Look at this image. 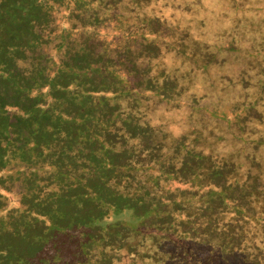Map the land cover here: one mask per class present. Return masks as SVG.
<instances>
[{"label": "trees", "instance_id": "16d2710c", "mask_svg": "<svg viewBox=\"0 0 264 264\" xmlns=\"http://www.w3.org/2000/svg\"><path fill=\"white\" fill-rule=\"evenodd\" d=\"M0 2L17 19L0 18V41L16 47L14 53L0 48V172L6 171L0 187L17 185L21 206L0 214V264H90L84 258L90 245L114 247V235L125 238L123 228L108 220L128 210L155 238L161 235L158 248L175 247L178 255L163 264H264V0L233 2L234 16L221 27L230 35L228 50L235 48L234 38L253 61L250 69L234 68L245 101L230 109V118L222 115L234 125L226 147L237 156L229 160L203 139L201 122L221 116L209 108V96L183 105L200 119L181 123L177 132L166 128V111L156 116L144 104L157 97L184 103L183 94L175 99V86L164 80V92L151 95L155 83L145 85L138 75L144 63L120 49V67H113L100 54L110 50L109 31L96 28V41L87 46L70 41L74 47L58 52L50 68L38 64L18 73L17 62L35 46L50 43L58 51L68 36L98 20L109 24L117 17L111 32L133 35L121 20L127 15L118 8L123 0H58L44 8L38 0ZM227 2H207L208 15L221 11V25ZM131 75L139 78L134 84L126 80ZM88 78L97 82L79 83ZM4 203L0 192V210ZM158 248L147 264H162Z\"/></svg>", "mask_w": 264, "mask_h": 264}, {"label": "flooded vegetation", "instance_id": "af4514ba", "mask_svg": "<svg viewBox=\"0 0 264 264\" xmlns=\"http://www.w3.org/2000/svg\"><path fill=\"white\" fill-rule=\"evenodd\" d=\"M228 1L236 3L239 0ZM123 2L124 4L120 3L118 8L124 11L126 10L127 15L121 20L124 21L123 24L126 25L128 29L134 31V33H132L133 35L126 36L125 33L121 32L117 36V33L111 32V26L118 23L117 17L113 14V16L116 17L113 20L114 23L109 22V24H102L98 20L97 24L92 28L86 27L82 30H78V36H68V44L66 47L61 46L58 51H54L56 47L53 48L51 47L52 44L46 43L45 47L42 45L41 49L36 48V51L32 54L28 53L27 56L23 58L22 63L29 65L31 60H35L37 62L36 65L45 64L48 66V59L49 62L53 60V58L58 60V52L64 53L68 48L74 47L72 44H69L70 41L73 40L77 47L80 44L82 46L86 44L87 46V42L91 39L95 42V38L97 37L96 28H98L101 31H109V36L105 39V42L110 45V50L100 52V54L105 57L106 61L112 62L114 64H112L113 67L117 66V68L120 67V64L116 65V59L117 57L119 58V49L120 52L126 54V56L123 54L122 56L128 57V59H136L142 64L144 63L138 75H144L146 80L143 81V83L145 85L148 82H153V85L155 83L154 90L150 91L151 95L159 96L160 93H163L164 90L161 91V88L164 80H167L168 83H172L175 86L173 97L179 99L178 95L185 91L184 84L186 79L192 78V74L193 77L198 76L196 73L197 61H201L200 65L202 71L199 70L200 74H203L206 71L204 69L210 64L215 62L216 64H223L220 66L221 75L217 77V84H219V86L232 77L233 73L228 74L229 71L226 72L224 70V63L217 61H222L224 58L223 51L228 42L223 43L224 40L220 41V34L213 28L215 25L214 17L208 15V0H123ZM114 10L118 12L117 8ZM140 31H143V36H138ZM87 35L90 37L88 40L86 39ZM196 52H204L205 54H200L199 58H196ZM96 54L100 55L99 53ZM4 55L5 54L0 55L2 57L0 58L3 59ZM180 56L186 58V61L183 59V64H178L181 62L179 60ZM175 60L176 64H172ZM113 67L111 66L112 69H114ZM117 68L116 72H118ZM238 68L239 70L241 69L240 66H238ZM121 71L122 70L119 72ZM204 78L207 77H200L198 79L201 81ZM136 79L139 80V78H134L133 75H131L126 80L134 84L133 81H136ZM83 81L84 84L90 85L91 83H96L97 78L84 79L79 83ZM195 82L197 83V81ZM189 83L192 88V79ZM199 84L200 82L198 81L196 84L197 89H199ZM132 88L133 86L131 89ZM201 90L204 89L201 88ZM190 92L193 93V91ZM159 102L160 101L152 102L151 105L145 103L144 107L146 110L149 108L155 109L152 107ZM161 103L165 105L166 102L161 101ZM178 103L179 102L176 100L175 102H169L173 107ZM190 105L192 106V101ZM17 163L19 164V161ZM39 174H43V169L39 170ZM0 175L5 176L6 171L0 172ZM0 192L5 200L0 214L5 215L9 213L11 209L21 208L17 185L9 186L8 189L0 187ZM108 221L115 224L118 223L120 227L123 228L122 234H125V238L121 240V236H119V239H117V235H114V247H103L100 245L101 241H96L95 244L90 245L88 248L89 256L87 257L86 255L84 257L89 260L88 262L90 264H147L155 258V249L158 248L163 239L161 235L155 238L151 232L149 233L146 228L144 229L142 220L135 216L133 211H123L117 215L111 214L109 215ZM109 234L112 235V232ZM156 243L160 244L155 245ZM157 251V253L160 254V263L162 264L166 260L170 261L172 257L178 255L175 252V247L171 245H167L166 248L160 246ZM84 252L86 253V251Z\"/></svg>", "mask_w": 264, "mask_h": 264}, {"label": "rangeland", "instance_id": "374dc122", "mask_svg": "<svg viewBox=\"0 0 264 264\" xmlns=\"http://www.w3.org/2000/svg\"><path fill=\"white\" fill-rule=\"evenodd\" d=\"M52 1V2H51ZM38 0V8H44L46 6H51L55 7L56 3L58 0ZM217 4V3H215ZM214 4V5H215ZM223 5V6H222ZM222 7H224L226 10V14H221V19H223L222 21V25H221V20H219V13H221V11H217L212 14V16L215 17L214 20V30L217 31L220 34V41L224 40L223 43H227L230 42L229 38L230 35L228 33H226L225 31L221 30V27H228L229 23H230V16H234V10L236 9L235 4L231 1L227 2V3H222L221 4ZM5 5L3 4V2H0V18L3 22H10V21H17L16 17L12 16L11 11L5 9ZM221 7L219 6V4H217V9L219 10ZM34 9V8H33ZM34 11L37 13V11L34 9ZM236 15H238L239 13H235ZM57 15V13H56ZM58 16V15H57ZM59 17V16H58ZM0 20V30L1 32H3V25L1 23ZM13 28H14V24H10V26H8V30L9 33L12 34L13 32ZM232 41L234 42V49L233 50H228V47L224 48V58L221 60H217L218 62H223L224 63V70L229 73H233L234 68L238 66H242L243 68H245L247 66L248 69H250V67H252V59H248L246 60L243 55L241 54V50L239 49V47L235 44V39L233 38ZM60 45V43H59ZM44 47L46 46V43L43 45ZM6 48L8 47V49L10 50V53H14L15 50H13V48H16L15 45L11 44V42L7 45H5V42L0 41V48ZM31 47H33V45H31ZM35 48H38L35 46ZM79 49V48H78ZM54 51H57V49H54ZM200 54H205L204 52H196V58H199ZM176 55V52H175ZM179 55V54H178ZM211 56V55H209ZM201 58V57H200ZM186 61V58H184L183 56L179 57V60L181 62H179L178 64H183L182 61ZM6 62V61H4ZM48 62V67L50 68V63H49V59L47 60ZM201 61H197L196 63V73L198 74L197 77H193L192 74V78H187L186 82L184 84L185 87V91L182 92L183 94V98H184V103H182V101H178L179 103L173 107V105H170L169 102L165 103V105H163V103H161V101L157 104H155V106H153L152 108L155 109H150L153 111H156L154 115L158 116L162 111H166V113L164 114L166 116V119L163 120L165 122L164 126L168 129H170L173 132H177V130L180 127L181 123H187V122H193L194 120H196L197 118L200 119L197 111L193 110H189L188 112L183 111V105L190 101L191 102V97L195 98V97H200V96H209V108L211 109L212 107H217V109H214V111L220 112L221 116H219L218 114L212 115L214 118L212 119H206L204 121L201 122L202 127L204 128V133L206 135V138L203 137L204 140H208V142L211 145V149L213 150L214 147H217L219 149V152L222 153V155H224V157H226L228 160L235 158L234 156H237L236 153L233 151H231V147H226L229 146L228 145V141H230V135L228 130H232L234 125H231V123L229 122V120H224L222 115H227V117H229V114L232 110V108L235 106H239L243 103V101H245V96L244 94L238 90V88H236V83L234 82L235 80L233 79V75H232V80L231 78H229V80H227L225 83H223L222 85L219 86V84H217V77L219 75H221V68L220 66L223 64H210L209 66H207L206 70L203 74L199 73V70L202 71L201 69V65H200ZM36 64L37 62L35 60H31L29 65H25L22 63V61L17 62V67H18V73H22V74H27L29 72V69H31L32 71H35L36 68ZM172 64H176V60L175 62H173ZM3 66V63L0 65ZM239 69V68H238ZM206 73V74H205ZM0 74H2V76L0 77V85L2 84V78H3V73L0 72ZM205 74V75H204ZM234 74V73H233ZM112 76V75H111ZM209 76V78H208ZM203 78V77H207L202 79L201 81L198 78ZM192 79V88H191V84L189 83V81ZM198 83V81L200 82L199 84V89H197L196 87V82ZM215 83V84H214ZM44 86L47 85L46 81H43ZM195 86V87H194ZM201 88H203L204 90H201ZM190 91H193L190 92ZM198 91V92H197ZM192 94V96H191ZM237 96V100H235L234 102H228L229 99H234V97ZM155 101H159L157 100V98L153 99L152 102ZM237 102V103H235ZM162 104V105H161ZM207 104V102H206ZM164 106V108H163ZM231 109V110H230ZM232 114V113H231ZM230 118V117H229ZM202 120V119H201ZM203 123H207L208 125H205ZM200 127V128H202ZM229 139V140H226ZM233 144H236L235 141H231ZM259 148V147H258ZM259 149H264V147L262 146V148ZM237 151V150H236Z\"/></svg>", "mask_w": 264, "mask_h": 264}]
</instances>
